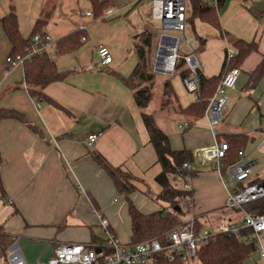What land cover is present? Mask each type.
<instances>
[{
  "label": "crops",
  "instance_id": "1",
  "mask_svg": "<svg viewBox=\"0 0 264 264\" xmlns=\"http://www.w3.org/2000/svg\"><path fill=\"white\" fill-rule=\"evenodd\" d=\"M112 1L103 15L94 17L88 14L92 11L89 0L83 1L88 8L81 6L80 0H0V19L14 4L24 36H29L36 20L46 15L45 28L54 40L82 25L87 30L85 42L76 50L59 54L55 44L47 49L58 69L67 74L46 85L44 97L35 98L28 90L24 65L9 66L12 42L0 20V108L20 115L0 119V231L18 242L28 264L47 260L60 243L99 240L103 233L99 214L109 219L110 228L123 242L131 243L128 200L97 162L95 153L136 177L131 198L142 211L160 208L157 197L162 188L156 176L162 166L150 142L142 108L123 80L138 62L136 34L151 30L144 23L142 11L136 13V9L153 7V0H146L147 4L142 0ZM219 1L224 36L215 29L224 44L229 46L232 38L258 44L257 51L241 65L236 87L227 92L225 107L226 111L231 105L242 106L244 114H252L256 127L253 132L241 129L233 126L230 118L215 131L221 137L224 133L246 132L257 139L264 132V77L250 92L244 87L264 55V0ZM196 35L202 45L207 42L206 37ZM99 44L110 47V64L102 62ZM223 60L217 70L202 59V72L207 76L219 73ZM195 99L182 103L177 96L182 106ZM161 103L162 98L159 103L152 99V108L147 110L155 114L173 149H188L194 155L191 165L197 173L188 180L194 198L190 212L218 220L229 192L236 186H230L214 163L201 160L198 152L221 139L214 135L206 115L194 120L173 108H162ZM185 122L189 125L181 127ZM90 133L100 134L94 145L86 142ZM245 157L254 165L259 162L247 153ZM176 181L181 186L186 180ZM256 251L259 253L252 252L245 264H262L260 250Z\"/></svg>",
  "mask_w": 264,
  "mask_h": 264
},
{
  "label": "trees",
  "instance_id": "2",
  "mask_svg": "<svg viewBox=\"0 0 264 264\" xmlns=\"http://www.w3.org/2000/svg\"><path fill=\"white\" fill-rule=\"evenodd\" d=\"M92 6L91 13L94 17L103 15L104 9L111 6L112 0H89ZM188 11L186 14V22L193 23L195 19H200L220 31V35L224 36L220 19L219 8L221 2L216 3L211 0H188ZM4 30L12 42V49L9 56L17 59L19 56H25L28 53L27 48L34 45L32 36L36 33H42L48 22V16L39 17L29 36H24L19 27L18 14L14 4L11 5L9 12L1 19ZM87 36V30L83 28L75 29L55 40L57 53L63 54L78 49L85 42L83 39ZM136 38L140 39L136 44L138 54V62L132 74L129 77H123L124 82L134 91L136 103L142 108V116L145 125L149 131L150 142L157 153V162L161 164L162 171L156 176L157 182L161 186L158 195L160 208L154 212L142 211L132 200L131 194L136 190L134 179L136 178L130 171L121 166L112 165L103 155L95 153V159L113 178L118 190L125 195L129 203V214L131 217V243L144 241L152 237L163 238L165 234L180 226L190 213L193 206V190L184 189L178 185L179 178L186 181L196 175V169H187L184 167L185 162H193L194 155L188 149H173L170 144L168 134L163 131L156 122L153 112L147 110L150 102L154 97L151 83L154 81L155 74L151 65V40L152 31L143 30L136 34ZM236 52L233 56H229L226 50L221 71L217 74L207 76L199 70V91L196 92V99L186 106H182L177 101V94L174 90L172 80L168 79L163 83L162 108H173L180 113H184L194 120L200 119L205 115V109L213 97L216 87L221 81L223 75L232 68L240 70L245 58L253 51H257L258 44L256 41H247L242 38H232ZM205 39H203V42ZM25 78L30 94L35 98L44 97L46 94L44 88L49 83L62 79L67 72L60 71L54 59L47 51L43 53L33 54L31 58L24 59ZM9 66L11 64L9 63ZM176 72L180 73L184 78L190 73V69L186 65L184 57H180ZM264 77V55L255 69L249 73V78L245 84L244 90L250 92L254 89ZM174 97V101L171 100ZM177 102V103H176ZM19 117V113L14 110L0 108V119L2 117ZM221 141H226L229 148L226 154L221 158V168L223 173L232 163L241 158L240 151H246L248 142L251 139L249 133L246 132H230L224 133L221 137L217 133ZM173 177V178H172ZM251 182H264V177L256 176ZM240 184L237 188L243 187ZM184 203L186 206L182 207ZM180 206L181 208H176ZM244 207L256 214H264V198L246 203ZM228 211L222 210L221 214L227 215ZM230 212V211H229ZM209 221L204 215L198 217V223ZM251 228L243 229V233H249ZM12 238L0 231V243L4 252L12 242ZM258 248L255 241H243L235 235L226 233H218L211 238L206 244L201 246L197 252V256L189 263L179 260L170 261L164 254H160L157 261L153 264H245L250 254Z\"/></svg>",
  "mask_w": 264,
  "mask_h": 264
},
{
  "label": "built area",
  "instance_id": "3",
  "mask_svg": "<svg viewBox=\"0 0 264 264\" xmlns=\"http://www.w3.org/2000/svg\"><path fill=\"white\" fill-rule=\"evenodd\" d=\"M211 2L216 3V0H211ZM187 11V0H153V17L161 19L165 27L177 29L184 33L187 30ZM109 12L111 11H107V13ZM80 28L86 29L84 25ZM163 37H168V35H163ZM83 39L86 40V36ZM32 41L34 45L27 48L28 53L24 57L19 56L17 59H13L8 56L7 61L11 66L16 63L23 64L24 59L31 58L33 54L43 53L55 44V40L47 28H44L42 33L34 34ZM178 43L179 38H177V45L170 66L164 69L158 54L155 69L173 73L179 58L184 57L186 65L190 69V73L184 77V83L189 91L197 92L200 86L199 70L202 69L203 65L196 51L181 55ZM98 53L104 64L112 62L113 54L109 46L99 44ZM228 54L231 57L234 52L228 51ZM239 74L238 68H232L223 75L205 109L209 126L214 130L215 136H217L215 128L224 116L227 92L236 87ZM188 125V122L180 123L181 127ZM99 136V133H90L86 139L87 144L94 145ZM228 148V142L216 140L214 145L202 149L198 154L201 156V160L212 161L230 183L244 184L243 187L234 188L229 192L222 208V210L230 211L229 213L238 214V217L228 214L218 220L210 218L209 221L200 225L198 216L193 214L187 217L180 226L169 230L163 238L152 237L136 243H125L112 231L109 219L99 214L103 228L99 240L84 243H60L56 245L50 258L37 264H153L162 253L170 261L179 260L189 263L197 256L199 248L218 233L235 235L243 241H255L260 250L261 258L264 260V214L252 213L244 207L246 203L264 198V184L263 182L250 183L253 178L252 167L255 162L246 159L245 151H240L241 158L229 165L226 172L223 173L221 158L226 154ZM184 167L191 169L192 165L190 162H185ZM180 187L192 189L190 181H184ZM181 206L185 207L186 205L182 203ZM246 228H251L253 231L243 233L242 230ZM0 264H28L18 242L12 241L6 252L0 243Z\"/></svg>",
  "mask_w": 264,
  "mask_h": 264
},
{
  "label": "rangeland",
  "instance_id": "4",
  "mask_svg": "<svg viewBox=\"0 0 264 264\" xmlns=\"http://www.w3.org/2000/svg\"><path fill=\"white\" fill-rule=\"evenodd\" d=\"M83 1L84 0H80L81 6L88 8L86 7L85 2ZM142 2L143 3L145 2L144 4H147L146 0H142ZM187 2L188 5H190L188 0ZM138 11L140 12L142 11L144 23H146L148 27H150V29L152 30L151 65L153 67L152 71L155 74V78L154 81L151 83V86L154 92L153 101L156 103H159L161 101V98L163 97L162 91H163L164 81L170 78L172 80V84L177 93V96L182 103H186L189 100L195 98L196 96V92L189 91L187 89L183 77L181 76L180 73L176 71L173 73H169L155 69L158 54L161 55V51L159 50L160 49L162 50V45L165 44L164 43L165 37H163V35L179 38L178 45L181 55L182 53H186V52L191 53L194 52V50H196L201 60V63H202V59H205L209 61V66L215 67L217 70H219L221 66L222 59L225 56L226 50L235 51V47L232 43V40L229 42V46H226L224 42L221 40V38H219L216 35L217 33L216 29L200 19H195L194 22L191 24L188 23L187 30L184 33L183 31L177 29L164 27L163 21L161 19L152 18L153 16L151 15L153 14V7L151 6L145 7V10L136 9V13ZM196 33L207 38V42L204 45L201 44ZM171 100L174 101L173 96H171ZM233 106L234 105H231L229 109H226L225 118L220 123H224V121L227 122L231 118L230 121L233 122V126H237L245 130H250V132L252 130L254 131L256 124L252 122V114L250 112H247L248 114L247 113L244 114L242 112L243 110L242 106H238V107L236 106L235 108ZM151 108H152V104L149 105L148 109L150 110ZM220 123L217 125L215 130H218ZM262 138H264V132H261L260 137L257 139L251 136V139L246 147V153L251 158H258L259 162L256 165H253L252 171H253V175L263 178L264 177V142ZM226 179L228 180L227 177ZM230 186H234V187L236 186L237 188L239 185L236 183H230ZM190 215L193 214L190 212L187 217H189ZM254 253L258 254L259 252L254 251ZM195 263L197 264V262ZM262 264H264V260L262 261Z\"/></svg>",
  "mask_w": 264,
  "mask_h": 264
},
{
  "label": "bare ground",
  "instance_id": "5",
  "mask_svg": "<svg viewBox=\"0 0 264 264\" xmlns=\"http://www.w3.org/2000/svg\"><path fill=\"white\" fill-rule=\"evenodd\" d=\"M164 45L162 47L160 61L162 62L163 68L167 69L172 61V55L174 54L177 38L173 36H168L164 38Z\"/></svg>",
  "mask_w": 264,
  "mask_h": 264
},
{
  "label": "water",
  "instance_id": "6",
  "mask_svg": "<svg viewBox=\"0 0 264 264\" xmlns=\"http://www.w3.org/2000/svg\"><path fill=\"white\" fill-rule=\"evenodd\" d=\"M164 27H165V26H164ZM263 184H264V182H263ZM176 208H179V209H180L181 207H180V206H176Z\"/></svg>",
  "mask_w": 264,
  "mask_h": 264
}]
</instances>
